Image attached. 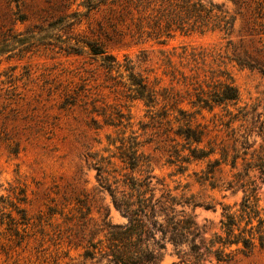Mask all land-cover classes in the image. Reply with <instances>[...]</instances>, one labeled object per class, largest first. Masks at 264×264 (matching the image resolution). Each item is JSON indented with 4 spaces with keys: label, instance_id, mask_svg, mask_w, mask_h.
<instances>
[{
    "label": "rangeland",
    "instance_id": "1",
    "mask_svg": "<svg viewBox=\"0 0 264 264\" xmlns=\"http://www.w3.org/2000/svg\"><path fill=\"white\" fill-rule=\"evenodd\" d=\"M211 1L231 13L236 9L232 0ZM134 32L131 15L116 0H0V264H115L102 258L94 244L106 240L111 226L127 224L128 217L100 185L97 166L108 182L131 172L112 157L122 137L127 143L135 135L150 159L154 202L176 196L181 201L175 205L178 216L183 211L199 228L205 225L206 237L218 228L222 206L241 202L243 190L227 185L242 171V160L236 168L222 163L207 180V160L184 163L180 171L169 162L163 126L149 117L143 100L131 97L128 71H109L84 42L105 47L123 64L128 57L149 85L160 80L157 89H182L164 73L163 51L186 72L182 63L187 60L178 56L182 47L204 50L207 62L220 53L239 89V106L254 110L262 121L264 34L251 32L239 15L228 36L219 31L176 32L160 43ZM162 104L160 100L157 109ZM181 106L195 110L187 100ZM225 114L222 106L212 112L203 109L193 124L206 126L204 144L211 141L231 156L234 145L241 148L235 138L244 128L241 121L225 127L220 123L228 119ZM254 138L260 140L254 135L250 141ZM110 158L115 165L107 164ZM143 169L134 173L143 176ZM16 207L25 210L26 225ZM147 221L143 247L157 257L155 264H264L259 247L229 262L194 250L190 243L175 247L161 231L164 215L159 208ZM87 250L95 255L88 257Z\"/></svg>",
    "mask_w": 264,
    "mask_h": 264
},
{
    "label": "trees",
    "instance_id": "2",
    "mask_svg": "<svg viewBox=\"0 0 264 264\" xmlns=\"http://www.w3.org/2000/svg\"><path fill=\"white\" fill-rule=\"evenodd\" d=\"M116 1L122 10H127L131 15L135 28L133 36L154 38L160 43H165L176 32L219 31L231 35L238 15L251 32L264 34V0H232L236 7L233 13L211 0ZM84 43L94 57H100L102 66L109 71L116 69L122 72L124 68L128 71L131 97L143 100L150 111L149 117L163 126L165 140L169 141L166 149L169 162L176 164L180 171L185 169L184 163L207 160L204 177L207 180L210 177L208 174H213L222 163H230L232 168H236L240 158L243 165L242 171L234 173L227 185L228 189L238 186L243 190L241 202L235 206L223 205L218 228L206 237L205 225L199 228L193 218L183 211L178 216L175 205L181 201L176 196L168 194L167 199L154 202V188L151 185L154 176L151 174L150 159L140 151L141 144L135 135H131L127 143L122 137L117 147L118 154L112 157H117L124 168H129L131 172L121 174V178L114 176V180L108 182L101 177L104 171L102 167L97 166V170L100 185L110 193L116 209L128 217V223L111 226L106 240L94 244V249L101 253L102 258L115 264H155L157 257L143 247V241L149 228L147 219L156 208L164 215L161 231L175 247L190 243L192 249H203L221 262H229L239 254L248 255L257 247L264 249V208L261 205L264 202V120L260 121L261 115L254 110L239 106V89L231 72L223 66L221 54L207 62L208 54L204 50L182 47L178 56L187 60L182 63L189 71L186 72L174 64L169 53L163 51L167 68L164 73L182 89H176L175 85L157 89L160 80L156 79L154 84L149 85L146 77L134 71L135 64L128 57L125 58L127 64H123L109 55L105 47L91 41ZM76 49L81 51V48ZM237 60L241 65L253 67L244 60ZM160 100L163 104L157 109ZM186 100L194 111L181 106ZM229 105L236 106L237 111L230 110ZM217 106L226 108L225 116L228 119L221 120V124L228 128L233 122L241 121L244 128V132L235 138V144L240 141L241 148L234 145L231 156L225 148L218 149L211 141L204 144L206 126L193 124L196 113L203 109L212 112ZM254 135L260 140L254 138L250 141ZM110 143L114 144L112 140ZM217 154L220 156L217 157ZM107 164L113 166L115 162L110 158ZM141 167H144L142 171L146 174L137 176L134 171ZM16 210L21 215V224L26 225L28 218L25 210L20 207H16ZM17 224L20 222H15ZM15 231L19 233L18 229ZM197 238L199 243H196ZM86 255L93 257L95 251L87 250Z\"/></svg>",
    "mask_w": 264,
    "mask_h": 264
}]
</instances>
